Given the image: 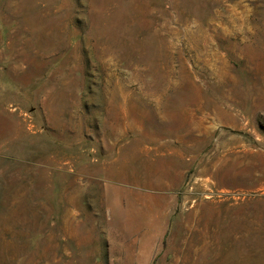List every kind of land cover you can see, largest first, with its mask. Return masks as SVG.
Wrapping results in <instances>:
<instances>
[{"label": "rangeland", "instance_id": "obj_1", "mask_svg": "<svg viewBox=\"0 0 264 264\" xmlns=\"http://www.w3.org/2000/svg\"><path fill=\"white\" fill-rule=\"evenodd\" d=\"M0 264H264V0H0Z\"/></svg>", "mask_w": 264, "mask_h": 264}]
</instances>
